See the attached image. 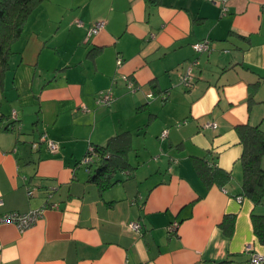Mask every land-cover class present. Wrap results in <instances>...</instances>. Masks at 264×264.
<instances>
[{"label":"crops","instance_id":"0c3cea01","mask_svg":"<svg viewBox=\"0 0 264 264\" xmlns=\"http://www.w3.org/2000/svg\"><path fill=\"white\" fill-rule=\"evenodd\" d=\"M97 21L103 28L88 36ZM204 39L211 51L195 52ZM12 50L0 97V212L57 206L25 230L0 225V264H248V246L264 254L251 218L264 202L242 193L235 130H264V0H47ZM105 89L114 99L97 105ZM116 136L112 148L126 142L130 165L99 183L81 159ZM196 159L229 178L207 185Z\"/></svg>","mask_w":264,"mask_h":264},{"label":"trees","instance_id":"16d2710c","mask_svg":"<svg viewBox=\"0 0 264 264\" xmlns=\"http://www.w3.org/2000/svg\"><path fill=\"white\" fill-rule=\"evenodd\" d=\"M44 1L47 0H0V97L3 92L5 73L9 66V57L13 53L12 46L21 37L30 14ZM235 130L243 147L240 156L243 168L242 193L253 203H262L264 202V168L261 166V161L264 158V130L259 125L249 124L236 126ZM117 137L109 139L104 146H92L97 157L93 164L88 166V172H91V178L99 183L106 182L110 185L112 173L130 165L125 157L126 142L119 150L112 148L111 144ZM87 153L88 151L85 155ZM92 165H96L93 170ZM195 168L207 185L222 184L229 178L227 173L217 167L207 166L202 159L195 160ZM251 218L255 235L261 243H264V215L252 213ZM225 225L224 222L221 223L223 229L229 231L230 229H225ZM230 226H232V218Z\"/></svg>","mask_w":264,"mask_h":264},{"label":"built area","instance_id":"2783aa9c","mask_svg":"<svg viewBox=\"0 0 264 264\" xmlns=\"http://www.w3.org/2000/svg\"><path fill=\"white\" fill-rule=\"evenodd\" d=\"M77 24L79 26H83V23L80 20H77ZM103 26H104L103 21H97L89 25L87 27V35L90 36L92 34L98 33L103 28ZM192 47H193V50L197 53H202V52L209 53L211 51V44L208 39L198 41L194 43ZM117 63L120 64L121 60L118 59ZM122 78L129 91L133 92L134 90L138 88L129 77L124 75L122 76ZM192 78H193L192 67L190 66L188 70L186 71V73L181 76L180 81L183 85L189 86L191 85ZM113 99H114L113 91L111 89H105V90L98 91L96 98H95V102L97 105H109ZM10 118L13 123L17 122L18 114L15 111H12ZM207 125L213 129L216 128V123L214 122L208 123ZM166 134H167V131L164 130L162 131L160 137H164L166 136ZM39 141L45 142L47 148L51 152H56L58 149V144L55 141L48 139L45 134H42L40 136ZM32 145L36 146L37 143H33ZM96 157L97 156L95 152L93 151V148L90 147L88 149V153L85 156H83L80 163L83 164L88 171L89 170L88 166L93 164ZM32 192L33 191L31 189H28L27 194L31 196ZM46 195H47V198H50L52 196V189H48V191H46ZM2 205H3V200L2 198H0V207ZM56 206L57 204L55 202L45 201V203L39 208L30 209L26 212H9V213L0 212V225L3 223H13L17 226L19 230L21 231L25 230L28 227H30L32 224H34L43 215L44 211L47 208H55ZM128 226L135 232H139L141 228V224L137 221L129 222ZM176 226H177V223L174 222L167 227V230L172 232L173 230H175ZM245 250L249 254L248 264H264V254L253 251L250 246H248Z\"/></svg>","mask_w":264,"mask_h":264}]
</instances>
